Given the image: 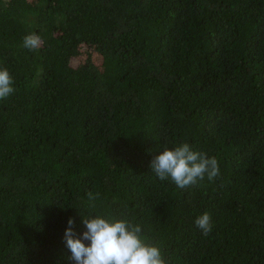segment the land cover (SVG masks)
<instances>
[{"label":"trees","instance_id":"16d2710c","mask_svg":"<svg viewBox=\"0 0 264 264\" xmlns=\"http://www.w3.org/2000/svg\"><path fill=\"white\" fill-rule=\"evenodd\" d=\"M0 69V264H72L67 221L94 215L167 264H264V0H0ZM180 143L220 175L158 179Z\"/></svg>","mask_w":264,"mask_h":264},{"label":"clouds","instance_id":"9594fccd","mask_svg":"<svg viewBox=\"0 0 264 264\" xmlns=\"http://www.w3.org/2000/svg\"><path fill=\"white\" fill-rule=\"evenodd\" d=\"M40 44V37L35 34L23 38V47L29 50L38 49ZM13 92L12 76L7 69H0V100ZM149 167L158 179H170L179 189L197 185L205 177L211 182L220 175L217 159L192 149L188 143L165 147L152 158ZM88 198L92 200L95 197L89 192ZM81 220L86 230L79 237L73 229L71 217L63 235L72 264H167L160 248L142 235L139 224L100 215ZM194 224L204 235L212 231L208 212L197 216Z\"/></svg>","mask_w":264,"mask_h":264},{"label":"rangeland","instance_id":"374dc122","mask_svg":"<svg viewBox=\"0 0 264 264\" xmlns=\"http://www.w3.org/2000/svg\"><path fill=\"white\" fill-rule=\"evenodd\" d=\"M76 64V62H74V65Z\"/></svg>","mask_w":264,"mask_h":264}]
</instances>
